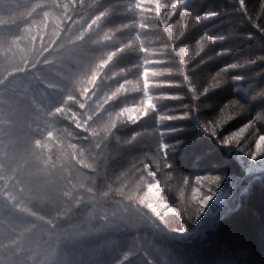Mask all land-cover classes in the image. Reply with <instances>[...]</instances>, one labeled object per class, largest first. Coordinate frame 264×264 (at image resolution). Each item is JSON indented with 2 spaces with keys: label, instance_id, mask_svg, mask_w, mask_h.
Returning a JSON list of instances; mask_svg holds the SVG:
<instances>
[{
  "label": "trees",
  "instance_id": "16d2710c",
  "mask_svg": "<svg viewBox=\"0 0 264 264\" xmlns=\"http://www.w3.org/2000/svg\"><path fill=\"white\" fill-rule=\"evenodd\" d=\"M237 8L0 0V264H264V170L245 173L218 139L249 122L264 135V32ZM232 100L246 110L213 136L205 121ZM197 175L231 194L178 234L147 187L184 228Z\"/></svg>",
  "mask_w": 264,
  "mask_h": 264
},
{
  "label": "snow or ice",
  "instance_id": "6c2138e0",
  "mask_svg": "<svg viewBox=\"0 0 264 264\" xmlns=\"http://www.w3.org/2000/svg\"><path fill=\"white\" fill-rule=\"evenodd\" d=\"M237 4V10L242 13L246 19L251 20L254 26L257 27L261 32H264V24L261 23V20L264 19V0H258V6L256 7L254 13L249 11L246 0H237ZM185 13L187 16H190L189 11L185 10ZM216 14V12H206L204 13V16L208 17L214 16ZM196 19H199V17H197ZM209 39L214 42L216 38L209 37ZM201 47H203V39L201 40ZM240 78L241 77H231L230 79ZM225 81L226 79H217L215 83H211L208 88L204 90V92H207L210 88H215ZM229 108L232 109V113L225 115V110ZM245 110L246 106L242 105L239 101H229L219 110L220 115L208 121H205V126L213 136H216L217 132L219 131V125H223L226 121L231 120L233 118V115H238L240 112ZM187 114L188 113H183L180 116ZM255 119L264 120V110H262V112L258 114ZM252 124L253 122L245 123L241 128H239L238 131H232L230 134L224 135L222 138H218L221 144L234 145L238 149H240V151L247 157V159L243 160V164L247 172H252L254 170V162L258 157L264 156V135H260L259 132H255L251 136L244 137L243 141H239L240 135L244 133V131L248 129ZM251 140L255 141L254 145L250 143ZM245 145L247 146V150H245ZM211 163L214 165V167L222 171L226 166L227 161L223 157H219L218 159H213ZM223 177V175L195 176L194 180L197 186L198 195L194 201V211L190 215L188 223L184 226L185 232L189 229L190 226H196L201 223V217L206 213V210L209 206V201L213 196L216 195L217 189H220V184L223 180Z\"/></svg>",
  "mask_w": 264,
  "mask_h": 264
},
{
  "label": "rangeland",
  "instance_id": "374dc122",
  "mask_svg": "<svg viewBox=\"0 0 264 264\" xmlns=\"http://www.w3.org/2000/svg\"><path fill=\"white\" fill-rule=\"evenodd\" d=\"M127 114L130 118H132L134 115V112L131 110H128ZM251 135H252V133L250 134L247 130H245L244 133H242L240 135L239 141H243L244 137L251 136ZM250 143H252L254 145L255 141L251 140ZM226 146L228 147L229 150H231L233 152L235 157H237L241 160L242 165H243L244 170H245V173L250 174V173H256V172L264 170V156H260L257 158V160L254 162V170L252 172H247V170L243 164V160L247 159V157L236 146H234V145H226ZM244 147H245V150H247V146L245 145ZM147 189H148L147 195H145V197H144L145 206L160 221H162L166 224H172L173 225L172 230H174L176 233L182 234V235L188 234V232L184 231V228L182 226L178 227V222L177 223L174 222L175 220L180 221L179 213H177L174 206L169 204V202L166 201L164 196H162V193H161L157 183L155 181L153 182V179H151V182L148 184ZM192 190L193 189H190L189 192L191 193ZM231 190H232L231 188L217 190L216 195L213 196L212 199L209 201V206H208V209L206 210V213L203 214L201 218L209 216L211 214V212H213L214 210L221 207L223 205L224 201L227 199V197H229V195L231 194ZM191 195H192V199H191L192 203H190V205L186 206L187 210L189 209L188 211L191 213L185 214L187 211L182 212V208H181L180 211H181V217L182 218L190 216L194 211V207H195L194 201L197 198L198 192L197 193L193 192V194H191ZM187 204L188 203L186 202V205Z\"/></svg>",
  "mask_w": 264,
  "mask_h": 264
},
{
  "label": "bare ground",
  "instance_id": "6f19581e",
  "mask_svg": "<svg viewBox=\"0 0 264 264\" xmlns=\"http://www.w3.org/2000/svg\"><path fill=\"white\" fill-rule=\"evenodd\" d=\"M193 172V171H192ZM198 172V171H197ZM201 172V171H200ZM208 173H210V172H208ZM243 180V179H242ZM255 181V180H254ZM247 182V181H246ZM259 182V181H258ZM222 185H223V183H222ZM225 185V184H224ZM259 185V184H258ZM231 186V185H230ZM243 187V186H242ZM260 188V187H259ZM257 190V189H256ZM259 192V191H258ZM231 199V198H230ZM246 201V200H245ZM235 206V205H234ZM222 212V211H221ZM227 213V212H226ZM249 213V212H248ZM257 216H258V214H257ZM223 223V222H222ZM204 227V226H203Z\"/></svg>",
  "mask_w": 264,
  "mask_h": 264
}]
</instances>
